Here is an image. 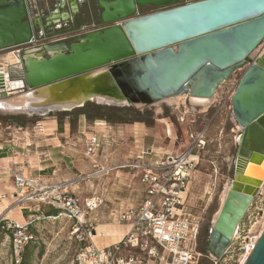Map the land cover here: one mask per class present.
I'll return each instance as SVG.
<instances>
[{
  "label": "water",
  "instance_id": "1",
  "mask_svg": "<svg viewBox=\"0 0 264 264\" xmlns=\"http://www.w3.org/2000/svg\"><path fill=\"white\" fill-rule=\"evenodd\" d=\"M100 4L104 8L100 22L106 27L25 53L21 90L47 91L53 99L43 109L27 112L45 115L55 110L57 102L73 103L72 108L103 103L97 97L114 98L123 105L183 94L212 99L221 84L246 67L231 97L241 128L234 179L208 241L212 256L221 258L263 184L264 51L256 52L264 43V0H101ZM148 7L159 9L141 14ZM34 37L45 35L29 17L28 0H0V50L30 43ZM0 89L6 97L2 73ZM251 169L258 173L252 175ZM244 264H264V224Z\"/></svg>",
  "mask_w": 264,
  "mask_h": 264
},
{
  "label": "rangeland",
  "instance_id": "2",
  "mask_svg": "<svg viewBox=\"0 0 264 264\" xmlns=\"http://www.w3.org/2000/svg\"><path fill=\"white\" fill-rule=\"evenodd\" d=\"M158 9L155 8L152 11ZM263 51L264 43L257 49L256 53L261 54ZM11 62L8 52L0 51V69L2 66L7 68ZM107 68L108 66L99 70ZM245 69L246 67L238 69L228 80L221 84L215 96L206 105H194V103L192 104L187 99V94H183L176 95V100L173 101H169L171 99L169 98L155 103H145L138 100L131 104L123 105L92 101L86 103L81 108L75 107L70 110L55 109L45 115L36 112L0 111V138L14 139L18 142L42 141V138L46 136L45 133L50 132L56 127L51 128V130H45L41 123L44 120L55 119L58 124L57 133H63L65 130L71 133V136L67 139L68 144L64 142V145H67V148L71 147L68 149L71 151L69 154H75L72 158L75 159L76 156V158L88 161L89 163V156H94L87 153V138L93 135L89 134V132H101L105 130V133L109 134L110 139L107 137L109 143L102 148L98 147L95 153L96 164H99V166L93 167L89 163L90 165L83 172L74 173H76L77 179L82 184L88 180L94 182L89 186L80 185L82 196L99 197L101 199L100 203H97L98 207L94 210L93 214L88 216V219H96V222L106 223L114 221L113 217L109 215L112 208L119 207V205L127 206L135 204L139 201L132 199L121 200V198H115L114 195L125 196V193L134 192L141 186H139V177H121V175H118V172L115 174L117 170L113 171L110 168L109 170L107 168L108 165L105 164L125 163L126 160L128 162L135 161L130 159L136 156L135 146L138 144L136 139H139V136H143L149 140L156 139L159 143L157 145L166 147L170 141L166 135V127L167 125L171 127V119L176 121L182 116L188 117L185 111H190L197 116L206 112V118L208 121H211L206 134L207 146L206 150H202L201 152V161L190 184L187 196V211L191 216L196 218L200 225L197 234L196 251L199 254V264H241L246 247H248L247 245L263 229L264 212H261L256 220L247 223L246 228H242L234 247L221 258L215 259L212 256L208 250V241L213 221L219 212L225 192L229 189L234 179V162L238 150L237 140L241 128L238 126L233 115L231 97ZM27 91L28 89L25 91L16 89L11 94L7 91L8 95L2 97L3 91L0 89V100L10 98L14 100ZM88 105L90 106L89 111L92 115L102 113L104 115L107 114L113 120L122 117V120L129 122H111L101 118L89 119L86 115L81 114ZM182 110L184 111L183 114H181ZM117 112H122V115L119 117L116 114ZM58 119L62 121L61 125H59ZM142 120H146L148 124ZM97 121L103 125H96ZM148 125L151 127L149 130L145 128ZM179 128L180 134L183 135L184 129L180 126ZM200 129L201 125L196 131ZM57 133L54 136H57ZM56 142L58 141L56 140ZM102 149H105V152H102ZM102 164L104 168H102ZM251 173L255 175L258 171L251 169ZM89 174H92V176L88 177ZM106 178L109 179L104 183V179ZM45 184L54 186L51 183ZM261 189L263 195L259 199L264 196V180ZM18 191L20 192L21 190L18 189ZM16 204L24 211L26 220L17 222L5 218V220H8L12 224L18 223L24 226L22 230H19L17 227L8 229L6 221H1L0 264H74V258L80 244L76 239V235L73 234V222L60 214L61 211L57 207L58 205L52 203L49 199L46 201L34 199L20 201L18 200V195H16ZM254 206H250L251 211L254 209ZM55 209L58 211L53 212ZM0 217L2 218V216ZM247 217L245 215L243 220H246ZM19 232L27 233L30 238L20 252L17 253L14 240L18 237L16 235Z\"/></svg>",
  "mask_w": 264,
  "mask_h": 264
},
{
  "label": "built area",
  "instance_id": "3",
  "mask_svg": "<svg viewBox=\"0 0 264 264\" xmlns=\"http://www.w3.org/2000/svg\"><path fill=\"white\" fill-rule=\"evenodd\" d=\"M106 26L101 22H93L68 34L42 39L34 37L30 43L2 49L0 51L8 52L12 62L8 69L2 66L0 74L6 71L8 78L23 81L24 55L33 46L70 40L80 34ZM205 113L177 119L189 125L198 120L204 122V126L198 131L189 129L191 144L182 153H165L154 162L140 157L136 161L120 165L122 168L137 170L140 181L146 188V196L138 205L127 208L118 216L120 223L129 225V231L118 244L108 248H98L92 240L95 220L88 219V216L98 207L97 203L101 201L99 197H93L83 203L78 194L70 192L60 184L51 186L22 172L10 170L16 187L21 190L17 193L18 200L49 199L58 205L60 214L73 222V234L80 244L74 264H199V254L196 249L200 225L187 211V196L201 161V152L206 150L207 146L206 134L211 121H208ZM240 135L241 132L238 135V142ZM87 147V153L95 155L99 147V138L96 134L87 138ZM261 195H263L262 189L251 205V207L255 205L254 209L251 211L249 208L248 215L246 214L247 221L244 219L239 224L238 232L226 253L234 247L242 228H246L247 223L256 220L257 216L264 212V196L259 199ZM3 220L5 217H0V224ZM5 221L8 229L17 227L22 230L24 227L18 223ZM16 236L18 237L14 240V246L19 253L30 236L23 232H19Z\"/></svg>",
  "mask_w": 264,
  "mask_h": 264
},
{
  "label": "crops",
  "instance_id": "4",
  "mask_svg": "<svg viewBox=\"0 0 264 264\" xmlns=\"http://www.w3.org/2000/svg\"><path fill=\"white\" fill-rule=\"evenodd\" d=\"M100 1L101 0H28L29 17L37 23L38 32L44 33L45 38L59 34L64 35L79 29L85 24L100 22L101 14L104 11ZM153 9H155V7H148L143 10L142 13L151 12ZM38 47L39 45H35L32 49ZM181 112V114H183L184 111L182 110ZM185 112L187 116L194 114L190 111ZM96 125L102 126L103 124L97 121ZM200 125L201 128L204 125L202 120H198L196 123L189 125L187 122H179L178 120L173 121L171 119V127L170 125L166 127V135L170 140L167 145L168 147L157 145L158 142L156 139L149 140L143 136H139V139H136V142L138 141V144L135 146L136 156L130 160L136 161L140 157H143L144 160L154 162L165 153L173 152L180 154L191 144V139L188 134L189 129L196 131L199 129ZM149 126L150 125L145 126V128L147 130L151 129ZM179 126L184 129L183 135L179 132ZM57 131L58 124L56 123V128L52 129L50 132H46L48 134L45 133L46 136L42 138V141L33 140L18 142L14 139L13 141L9 138H0V216L17 222L26 220L24 211L16 204V195L19 191L10 170L22 172L24 175L39 179L43 183H51L53 185L60 184L70 192L78 194L83 203L91 198L81 195L82 188L80 185L89 186L94 182L88 180L86 183L83 182L82 184L79 179H77L78 176H76L74 172H77V174L83 172V170L88 168L90 165L89 163H91L93 167L99 166V164H96L95 155L89 156V163L88 161L76 158V156L75 159H73L72 157H74L75 154H69L71 151L68 150L71 147L67 148V145H64V142L68 144L67 139L71 136L70 131L65 130V132L60 134L57 133ZM105 132V130L101 132H89V134L99 135V148L109 143L108 139H110V136ZM56 133L57 136H54ZM134 136L138 138L135 134ZM56 140L58 142H56ZM102 152H105V149H102ZM127 162L128 160H126L125 163ZM123 163L124 162L105 165H108V169L110 168L113 171L117 170L115 174L118 172V175H121V177H139L136 169L120 167ZM102 168H104L103 164ZM92 174H89L88 177L92 176ZM108 179L109 178L104 179V183L107 182ZM138 180L139 186H141L139 189L134 192L130 191V193H125V196L120 195L121 197L114 195L115 198H121V200H139L137 203L127 206L119 205V207L112 208L109 215L113 217V222L100 223L96 222V219L93 218L95 219L94 228L96 233L92 240L98 248H108L120 243L129 231V225L120 223L118 216L127 208L138 205L145 198L146 188L141 183L140 177Z\"/></svg>",
  "mask_w": 264,
  "mask_h": 264
},
{
  "label": "bare ground",
  "instance_id": "5",
  "mask_svg": "<svg viewBox=\"0 0 264 264\" xmlns=\"http://www.w3.org/2000/svg\"><path fill=\"white\" fill-rule=\"evenodd\" d=\"M3 76L5 79V86H6V91L13 92L16 89H20L23 81L18 79V80H13L8 78L7 72H3ZM14 95V94H13ZM176 96L169 97V101L176 100ZM187 99L194 105L195 104H202L206 105L209 103L212 99L208 98H199V97H187ZM52 96L50 93L47 91L43 90H32V91H27L26 93H23L21 97L16 98L14 100L10 99H1L0 100V109L4 112H27V111H37L43 109V106H45L49 101H52ZM97 100L103 103H110V104H124V102L116 100L114 98L110 97H97ZM73 103L69 104H63V103H53V106L55 109H71L73 107ZM205 107V106H204ZM29 113V112H28ZM57 121L55 119H50V120H44L41 124L45 130H51V128L56 127ZM241 136V135H240ZM239 136V139H240ZM250 167H256V166H250ZM249 167V168H250ZM261 174L264 177V169L261 170ZM262 179V178H261ZM264 180V179H262ZM263 187V184H262ZM228 190V189H227ZM227 190L225 192L223 201L225 199V196L227 194ZM216 218V217H215ZM215 220V219H214ZM264 224V222H263ZM263 228V227H262ZM262 232V229L260 232L254 237V240L248 245L247 251L241 261V264H244L246 258L248 257L249 253L251 252L253 248V244L255 243V239L259 237L260 233ZM101 233V232H100Z\"/></svg>",
  "mask_w": 264,
  "mask_h": 264
},
{
  "label": "trees",
  "instance_id": "6",
  "mask_svg": "<svg viewBox=\"0 0 264 264\" xmlns=\"http://www.w3.org/2000/svg\"><path fill=\"white\" fill-rule=\"evenodd\" d=\"M89 107H90L89 105L87 106V108L85 107V111H83L81 113V114L86 115L89 119L90 118H94V119L101 118V119H106V120L111 121V122H125V123L129 122V121L122 120V117H120V115H122V112H117L116 114L119 115L120 118H117V119L113 120L107 114L104 115V114L101 113V114H93L92 115L90 113V111H89ZM142 121H144V122H146L148 124V122L146 120H142ZM58 123H59V125H61L62 121L60 119H58ZM57 211H58L57 209L53 210V212H57Z\"/></svg>",
  "mask_w": 264,
  "mask_h": 264
}]
</instances>
